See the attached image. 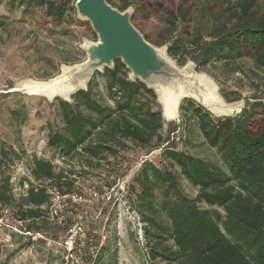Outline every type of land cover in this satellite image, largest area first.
<instances>
[{
    "label": "trees",
    "instance_id": "obj_1",
    "mask_svg": "<svg viewBox=\"0 0 264 264\" xmlns=\"http://www.w3.org/2000/svg\"><path fill=\"white\" fill-rule=\"evenodd\" d=\"M108 1L121 10L135 5V23L139 17L148 21L157 16L158 35L145 33L146 38L157 45L169 43L168 53L180 65L189 58L198 67L215 61L233 65L249 55L256 66L264 68V0H224L229 15L223 22L216 19L206 33L194 25L192 0ZM70 2L8 3L29 13L43 8L55 23H61L73 9ZM3 24L0 17V26ZM98 74L105 79L111 103L93 92L95 78L87 90L73 95V101L56 97L63 128L49 134L48 146L64 159L83 153L98 161L108 154L117 155L127 140L141 147H163V157L179 173L148 162L135 178L140 190L133 205L145 223V233L152 238L151 258L164 264H264V102L256 101L239 116L221 118L191 100L181 105V115L192 112L191 119L206 144L217 150L223 168L169 145L161 108L153 105L154 91L139 80L131 81L120 60L113 69ZM3 153L13 160V151L0 139V158ZM31 172L37 183H30L19 199L11 176L0 179V208L17 204L18 220L30 228L49 214L52 195L48 185L61 195L76 190L74 171L57 170L51 160L35 158ZM180 176L197 190L195 196L184 191Z\"/></svg>",
    "mask_w": 264,
    "mask_h": 264
},
{
    "label": "rangeland",
    "instance_id": "obj_2",
    "mask_svg": "<svg viewBox=\"0 0 264 264\" xmlns=\"http://www.w3.org/2000/svg\"><path fill=\"white\" fill-rule=\"evenodd\" d=\"M70 1L73 9L65 21L55 23L43 8L29 13L11 7L9 0H0L4 21L0 26V139L6 149L13 151L12 161L4 153L0 158V179L11 176L15 198L19 199L30 183H37L31 172L33 160L45 158L57 170H73L76 185L70 194H52L49 214L31 228L18 220L17 204L0 208V264H164L151 258L152 238L145 233V223L133 205L140 190L135 178L145 163L179 173V168L163 157V147H141L127 140L117 155L108 154L98 161L83 153L64 159L47 144L49 134L63 128L58 102L33 92L28 85L55 77L63 65L85 60L80 47L83 40L97 39L91 24L78 18L76 0ZM192 5L194 25L205 33L216 19L223 22L230 12L224 0H192ZM133 23L144 35H158L157 16L148 21L139 17ZM197 71L215 81L226 102L240 100L241 111L256 101L264 102V68L256 66L252 56L233 65L215 61L197 67ZM93 78V92L106 97L104 77L98 74ZM102 97L99 99L111 103L108 97ZM153 105L161 108L157 98ZM184 115L165 121L163 133L169 145L224 168L217 150L200 135L191 119L192 112ZM180 180L184 191L195 196L197 190L181 176ZM48 186L49 190L54 188Z\"/></svg>",
    "mask_w": 264,
    "mask_h": 264
},
{
    "label": "water",
    "instance_id": "obj_3",
    "mask_svg": "<svg viewBox=\"0 0 264 264\" xmlns=\"http://www.w3.org/2000/svg\"><path fill=\"white\" fill-rule=\"evenodd\" d=\"M74 7L78 18L91 24L97 39L83 40L80 47L85 60L63 65L58 75L42 81L45 97L70 101L76 92L87 90L97 72L113 69L115 61L120 60L131 81L139 80L154 91L165 121L179 118L184 100L194 101L217 118L236 117L244 110L240 100L226 102L215 81L197 71L193 59L179 65L168 53L169 44L157 46L150 42L132 21L133 5L121 10L108 0H76ZM220 102L223 105L219 106ZM229 105L237 107L230 113L215 108ZM168 106L176 111V117L166 116Z\"/></svg>",
    "mask_w": 264,
    "mask_h": 264
},
{
    "label": "bare ground",
    "instance_id": "obj_4",
    "mask_svg": "<svg viewBox=\"0 0 264 264\" xmlns=\"http://www.w3.org/2000/svg\"><path fill=\"white\" fill-rule=\"evenodd\" d=\"M44 84L45 83H43L42 81H33V82H31L28 85V88H30L32 91H35L37 93H40V94H43V95H47V94H45L46 92H44L45 91V89H44L45 87H43ZM220 105H223V104L220 102L219 106ZM236 107H237L236 105H229V106H226V107L222 106V108H220V107L218 108V106H217L215 108H217V110L221 111L222 113H230V112L233 111V109H236ZM166 114H167L166 116L168 118H174L177 115L176 111L173 110L170 106L167 107Z\"/></svg>",
    "mask_w": 264,
    "mask_h": 264
},
{
    "label": "built area",
    "instance_id": "obj_5",
    "mask_svg": "<svg viewBox=\"0 0 264 264\" xmlns=\"http://www.w3.org/2000/svg\"><path fill=\"white\" fill-rule=\"evenodd\" d=\"M49 192L51 193V195L53 194L54 197H55V195H57V197H59V195H61L59 190L56 188H52L51 190H49Z\"/></svg>",
    "mask_w": 264,
    "mask_h": 264
}]
</instances>
